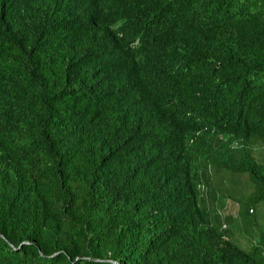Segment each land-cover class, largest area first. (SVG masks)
Wrapping results in <instances>:
<instances>
[{
    "label": "trees",
    "instance_id": "1",
    "mask_svg": "<svg viewBox=\"0 0 264 264\" xmlns=\"http://www.w3.org/2000/svg\"><path fill=\"white\" fill-rule=\"evenodd\" d=\"M257 145L264 0H0V264H264L199 189Z\"/></svg>",
    "mask_w": 264,
    "mask_h": 264
},
{
    "label": "rangeland",
    "instance_id": "2",
    "mask_svg": "<svg viewBox=\"0 0 264 264\" xmlns=\"http://www.w3.org/2000/svg\"><path fill=\"white\" fill-rule=\"evenodd\" d=\"M254 154L264 161V146L257 145ZM212 174L214 177L210 179V183L204 182L206 186L201 192V204L210 210L215 220L226 224L236 243L247 247L251 244L253 232L257 234L258 228H264V202H256L253 205L255 216L246 215L244 219L241 216L243 206L234 198L244 200L252 192L253 185L247 174H234L229 171H212Z\"/></svg>",
    "mask_w": 264,
    "mask_h": 264
},
{
    "label": "clouds",
    "instance_id": "3",
    "mask_svg": "<svg viewBox=\"0 0 264 264\" xmlns=\"http://www.w3.org/2000/svg\"><path fill=\"white\" fill-rule=\"evenodd\" d=\"M204 186H206L205 183L199 185V189H201V192L204 189ZM221 228H226V224L225 223L221 224Z\"/></svg>",
    "mask_w": 264,
    "mask_h": 264
}]
</instances>
